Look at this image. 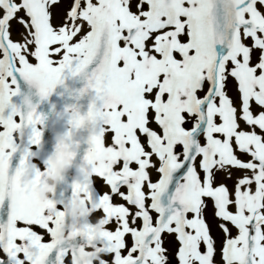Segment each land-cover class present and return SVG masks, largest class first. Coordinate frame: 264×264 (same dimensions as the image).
<instances>
[{"label":"snow or ice","instance_id":"1","mask_svg":"<svg viewBox=\"0 0 264 264\" xmlns=\"http://www.w3.org/2000/svg\"><path fill=\"white\" fill-rule=\"evenodd\" d=\"M0 264H264V0H0Z\"/></svg>","mask_w":264,"mask_h":264},{"label":"rangeland","instance_id":"2","mask_svg":"<svg viewBox=\"0 0 264 264\" xmlns=\"http://www.w3.org/2000/svg\"><path fill=\"white\" fill-rule=\"evenodd\" d=\"M80 86L82 84L70 82V87L72 88ZM62 91V88H58L57 94H54L49 101L44 102L40 106V111L45 113L49 119L44 127L43 151L38 152L34 160L39 159L43 162L45 158H50L52 165L50 173L44 183L39 186L34 185L31 180L32 169L25 168L22 173L25 179V188L32 190L34 194V212L38 210L41 202L48 199L53 189L64 190L67 187L65 183L67 179H73L77 174L83 175L87 171L84 164L75 155L78 149L74 146V142L78 139V136L76 133L69 134L70 125L68 120L70 113H65L64 111L66 106L74 105L76 101L67 93L60 96L58 93ZM53 104L56 106L55 112L52 111ZM58 146H60L59 151H57ZM62 152L64 153L63 156H61ZM83 215L84 212L79 205H74L69 211L70 217H81ZM66 227L67 225L62 228L61 235H63ZM97 230H100L99 227Z\"/></svg>","mask_w":264,"mask_h":264},{"label":"clouds","instance_id":"3","mask_svg":"<svg viewBox=\"0 0 264 264\" xmlns=\"http://www.w3.org/2000/svg\"><path fill=\"white\" fill-rule=\"evenodd\" d=\"M63 155H64V153L62 152V153H61V156H63ZM66 163H67V161H66Z\"/></svg>","mask_w":264,"mask_h":264}]
</instances>
